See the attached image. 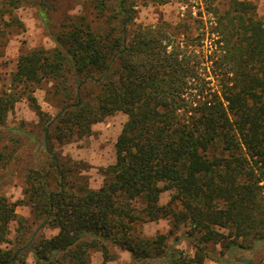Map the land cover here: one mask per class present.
Wrapping results in <instances>:
<instances>
[{"label":"trees","instance_id":"obj_1","mask_svg":"<svg viewBox=\"0 0 264 264\" xmlns=\"http://www.w3.org/2000/svg\"><path fill=\"white\" fill-rule=\"evenodd\" d=\"M2 3L9 12L38 5L55 46L21 54L11 88L0 95V130L27 97L49 155L28 170L23 199L0 193V264H27L30 254L34 264H91L92 250L107 264L116 258L112 247L129 252L130 264H206L225 255L250 264V254L235 251L252 254L264 242V19L256 3L230 0L223 12L213 9L209 54L185 29L137 25L134 0H91L90 15H70L60 30L50 22L54 2ZM44 81L61 99L55 117L34 95ZM118 111L128 119L109 176L99 188L75 180L55 140L84 137ZM167 190L171 198L161 204ZM19 205L30 215L18 214ZM161 218L168 232L140 229ZM182 226L192 256L168 241ZM48 228L58 231L46 236Z\"/></svg>","mask_w":264,"mask_h":264},{"label":"rangeland","instance_id":"obj_2","mask_svg":"<svg viewBox=\"0 0 264 264\" xmlns=\"http://www.w3.org/2000/svg\"><path fill=\"white\" fill-rule=\"evenodd\" d=\"M56 7L50 10L52 27L61 29L62 22L70 15H90L93 11L91 0H49ZM136 5L137 25H156L166 23L170 30L185 29L189 32L195 44H201L204 52L209 54L211 40L207 33L216 19L213 9L218 7L221 12L230 3V0H169L161 3L157 0H134ZM257 5V16L264 19V0H251ZM6 5L0 0V95L9 90L13 74L17 69V61L21 54L36 48L51 49L55 46L49 27L42 17L41 9L35 3L23 4L5 11ZM4 11V12H3ZM4 13V14H2ZM14 18V19H13ZM51 27V28H52ZM133 26L131 30H134ZM204 33L207 38L198 39ZM202 40V41H201ZM54 83L44 81L37 86L34 95L43 112L55 117L60 110L61 99L53 94ZM96 88L91 86L86 90L87 96H92ZM128 119L122 111L106 116L102 121L92 125L90 134L77 138L71 142L55 140L54 149L60 157L68 161L75 168L73 178L80 180L86 177L90 186L99 188L109 176V167L116 161V142L121 130ZM41 117L30 106L27 97H21L14 108L9 111L5 126L0 130V152L8 156L0 157V193L12 200L24 198L26 175L30 168L43 167V161H49V155L44 149L43 123ZM31 135V138L29 135ZM46 162V163H47ZM171 191L162 192L160 203L166 204L171 198ZM17 212L29 216L31 211L27 205H19ZM17 222L10 223L9 239L16 234ZM140 229L147 236L158 232H168L169 220L161 218L141 224ZM182 226L175 235L170 236L169 243L185 254L192 256L194 248L189 243ZM57 229H44L46 236L57 233ZM5 245H0L4 247ZM216 245V251L222 249ZM256 250L235 251L243 256L250 254V264H264V242L259 243ZM116 258L107 264H130L132 262L129 252L112 247ZM102 253L91 251V264H101ZM27 264H34L30 254ZM206 264H245L244 261L229 258L225 255L219 261L207 259Z\"/></svg>","mask_w":264,"mask_h":264}]
</instances>
